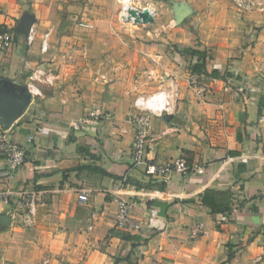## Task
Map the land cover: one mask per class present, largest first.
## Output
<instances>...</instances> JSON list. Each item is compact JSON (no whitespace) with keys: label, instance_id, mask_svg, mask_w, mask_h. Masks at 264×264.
<instances>
[{"label":"crops","instance_id":"1","mask_svg":"<svg viewBox=\"0 0 264 264\" xmlns=\"http://www.w3.org/2000/svg\"><path fill=\"white\" fill-rule=\"evenodd\" d=\"M88 10L76 0H0V26L16 31L0 50V131L26 153L11 177L0 175V190L12 192L0 200L10 217L0 264H264V6L227 24L218 12L189 15L151 39L99 32L110 19ZM194 39L204 61L184 51ZM37 67L53 75L34 95ZM155 91L173 109L150 116L147 158L192 167L167 180L131 162L134 100ZM96 107L106 121L71 126ZM22 194L35 199L28 221L25 205L15 212Z\"/></svg>","mask_w":264,"mask_h":264},{"label":"built area","instance_id":"2","mask_svg":"<svg viewBox=\"0 0 264 264\" xmlns=\"http://www.w3.org/2000/svg\"><path fill=\"white\" fill-rule=\"evenodd\" d=\"M122 20L129 19L123 12L121 13ZM36 28L30 25L26 33V43L31 45L35 39ZM16 31L0 26V50L10 48L15 42ZM46 40L44 39L41 49H46ZM51 68L37 67L30 75L27 87L33 91L34 95H39L40 92L35 86L36 81L46 80L50 82L52 77ZM190 84L196 83V79L192 78ZM172 96L166 91H158L151 95H141L134 101V107L137 110L130 114V119L134 129V136L131 143L130 154L131 162L135 166H142L145 174L151 178H159L167 180L173 174H185L192 170V167L183 158L171 159L162 163H156L147 158L149 148V118L154 114L170 113L173 109L171 102ZM137 101H140V106H137ZM109 114L103 109L96 107L88 113L79 116L75 121L71 122V126L75 129H80L85 125H96L102 121H106ZM264 118V117H263ZM26 153L22 146L14 142L5 131H0V158L4 160V168L0 175L11 177L18 167L25 161ZM79 200H87V193L81 191L78 195ZM12 199L10 190H0V200L8 203ZM34 197L27 194L20 195L15 208L18 212L22 205H25L24 213L21 214L25 220H30L35 209ZM129 205L120 203L118 217L124 221L128 215Z\"/></svg>","mask_w":264,"mask_h":264},{"label":"rangeland","instance_id":"3","mask_svg":"<svg viewBox=\"0 0 264 264\" xmlns=\"http://www.w3.org/2000/svg\"><path fill=\"white\" fill-rule=\"evenodd\" d=\"M76 2L81 5L82 11L80 14L83 12L88 13V8H90L95 16L100 15L103 18L110 19V25L97 26L99 32H103L105 29L112 34L123 33L129 37L134 36L137 39L145 36L151 39V33H157L158 31L161 35H165L167 30L182 24L183 20L188 19L190 16L196 17L205 11L218 12L220 18L227 24L229 20L235 17L243 18L245 13L264 6V0H76ZM126 6L139 10L144 8L152 10L154 20L150 23H137L133 21L135 20L134 18L129 19V17L128 21H123L121 13L124 12V7ZM186 10H190V16H186L185 19L179 22L178 18ZM80 18L79 20H81ZM193 23L195 25V22ZM156 92L158 91L147 94L142 93L137 95L136 98Z\"/></svg>","mask_w":264,"mask_h":264},{"label":"water","instance_id":"4","mask_svg":"<svg viewBox=\"0 0 264 264\" xmlns=\"http://www.w3.org/2000/svg\"><path fill=\"white\" fill-rule=\"evenodd\" d=\"M190 13V10H186L183 15H181L180 18H178V21L181 22L183 19H185L186 16H188ZM154 20L153 14L150 12L148 8H144L138 12L137 18L133 20L134 22L137 23H150ZM29 26L26 28L22 29L24 33H27ZM10 220V217L6 214H0V225L5 226L8 224Z\"/></svg>","mask_w":264,"mask_h":264},{"label":"trees","instance_id":"5","mask_svg":"<svg viewBox=\"0 0 264 264\" xmlns=\"http://www.w3.org/2000/svg\"><path fill=\"white\" fill-rule=\"evenodd\" d=\"M188 19H185L184 21L186 22ZM193 35L195 37V39H197L196 35L193 32ZM195 39L193 40V44L189 47H186L184 49L185 52L191 53L193 55H196L198 58L202 59L203 61L207 58V54L206 51L203 50L201 47H199L195 41ZM193 71H195V66L192 68ZM123 238H127V239H132L135 240L138 238L137 235H122ZM145 241V240H144ZM231 256V254H229V257Z\"/></svg>","mask_w":264,"mask_h":264},{"label":"bare ground","instance_id":"6","mask_svg":"<svg viewBox=\"0 0 264 264\" xmlns=\"http://www.w3.org/2000/svg\"><path fill=\"white\" fill-rule=\"evenodd\" d=\"M140 10L139 9H137V8H134V7H130V6H126V7H124V12H123V14H125L126 16H127V18H129V19H136L137 17V15H138V12H139ZM150 12L152 13L153 11L152 10H150ZM131 14V15H130ZM133 15H135V16H133Z\"/></svg>","mask_w":264,"mask_h":264},{"label":"clouds","instance_id":"7","mask_svg":"<svg viewBox=\"0 0 264 264\" xmlns=\"http://www.w3.org/2000/svg\"><path fill=\"white\" fill-rule=\"evenodd\" d=\"M137 106H138V107L140 106V101H137Z\"/></svg>","mask_w":264,"mask_h":264}]
</instances>
